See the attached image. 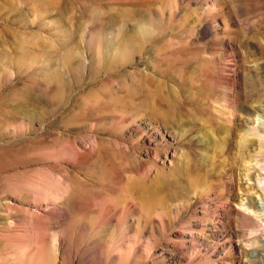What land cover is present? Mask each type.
<instances>
[{"label":"rangeland","instance_id":"rangeland-1","mask_svg":"<svg viewBox=\"0 0 264 264\" xmlns=\"http://www.w3.org/2000/svg\"><path fill=\"white\" fill-rule=\"evenodd\" d=\"M144 1L0 0V264H223L211 254V233L200 230L211 221L192 210L204 181L224 195L222 180L238 159L237 126L216 100L213 28L202 4L183 0L170 19L172 0H150L165 16L151 21ZM225 2L218 33L239 69L240 96L257 101L264 0ZM138 22L155 31L141 43L131 36ZM100 33L101 45L144 52L127 62L104 56L92 68ZM161 85L189 125L184 140L153 114L121 126L107 115L114 98L126 104L125 87L139 94ZM208 128L225 150L198 144ZM162 141L169 154L154 151ZM254 250L251 263L264 264Z\"/></svg>","mask_w":264,"mask_h":264},{"label":"bare ground","instance_id":"bare-ground-1","mask_svg":"<svg viewBox=\"0 0 264 264\" xmlns=\"http://www.w3.org/2000/svg\"><path fill=\"white\" fill-rule=\"evenodd\" d=\"M143 2L145 1L143 0ZM150 2L148 0L144 4V6L149 8L148 18L151 21H156L157 18L163 20L165 16L162 17L161 11L159 12L160 7L153 10L154 8L151 9L153 4L151 5ZM182 2L183 0H172L167 3L166 6L169 8L170 19L174 18ZM191 2L198 5L202 4L205 7L203 11L204 16L213 28L214 40L217 47L212 48L211 54L217 58L220 65V76L216 80L218 90V96L216 97L218 99L216 100L217 102L218 100L221 102L223 111L226 112L228 117V123L237 126L235 143L237 145L238 156L237 162L232 163L222 180L224 184L223 196L215 193L214 187L212 188L213 185L207 181H204L201 186L199 185L198 189L194 184L197 189L194 192L198 196H193L192 198L196 200V205L192 210L195 212V210L201 207L203 210L201 212L202 216L197 218H202L206 222L207 220L211 221V224H206L207 226L202 227L200 230L205 235L208 232L211 233L210 238L212 242L209 245L212 255H217L223 264H254L253 262L251 263L252 258L254 259L255 255H257V251L254 249L264 252V96L258 98L257 101L250 95L246 96V98L240 96L238 83L236 84V81L238 82L239 69L236 67V71L234 68L235 61L227 49V41L218 33V30H220L218 18L223 15L225 16L227 13V2L225 0L187 1V3ZM194 12V10H188L183 15L187 16L191 13L194 15ZM161 22L163 23V21L159 23ZM138 23L137 27L133 30L134 35L131 36L139 38L141 43L148 32L154 33L155 31L153 32L152 28L144 26L143 23ZM104 35L105 33H100L98 46L94 52L92 49L93 53H90L92 58L95 54L98 56L96 63H93V60H91L90 65L92 68L94 65L98 69V65L102 63L104 56H106L105 58L109 56L108 58L111 60L118 57L122 61L127 62L132 58L134 53L144 52V48L141 46L127 48L125 45L126 48H119L117 47L118 45H101ZM161 88L162 85L151 92L140 90L139 94H137L133 93L131 88L125 87L124 103L126 104L119 107L116 105V102L119 104L121 100L114 98L115 104L111 108L106 109L107 115L113 123L121 126L128 119L137 120L145 115L153 114L154 119H157L163 128L167 129L170 135H173L174 140L179 139V141H182L188 136L189 125L183 119L181 107L175 105L165 95H162ZM247 103H254L255 105L248 107ZM130 108L138 112H135L136 114L131 116L128 113V109ZM154 119L146 118V122L143 125H147V128L152 131L155 130L156 135L160 136L161 133L158 129L153 127ZM120 130L122 129L120 128ZM223 132L226 136H229L230 128H226ZM223 142L214 135L211 128L206 129L204 133L198 135V144L205 146L207 150H209L208 147L210 146L212 150L215 148L221 151L225 150ZM170 148L172 147L166 144V141H162L154 151L157 154L162 152L169 154ZM180 154L183 156L184 151L181 150ZM200 178L203 180V177L200 176ZM198 190L201 191L198 192ZM211 202L214 203V209H211L209 206ZM179 227L182 229V223L179 224ZM229 258H232V260L228 261Z\"/></svg>","mask_w":264,"mask_h":264}]
</instances>
